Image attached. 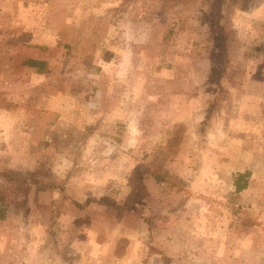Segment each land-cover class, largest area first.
<instances>
[{
  "label": "rangeland",
  "instance_id": "1",
  "mask_svg": "<svg viewBox=\"0 0 264 264\" xmlns=\"http://www.w3.org/2000/svg\"><path fill=\"white\" fill-rule=\"evenodd\" d=\"M0 264H264V0H0Z\"/></svg>",
  "mask_w": 264,
  "mask_h": 264
},
{
  "label": "trees",
  "instance_id": "2",
  "mask_svg": "<svg viewBox=\"0 0 264 264\" xmlns=\"http://www.w3.org/2000/svg\"><path fill=\"white\" fill-rule=\"evenodd\" d=\"M25 65H27L29 67H33V68H35V67L42 68L45 65V63L42 61L29 59L25 62ZM248 175H249L248 172L239 173L237 175L236 179L233 182L236 192H240L246 188L247 182L245 181V179H246V177H248Z\"/></svg>",
  "mask_w": 264,
  "mask_h": 264
}]
</instances>
